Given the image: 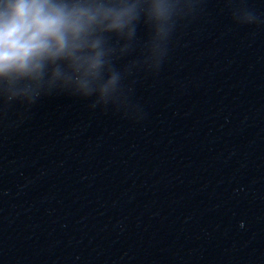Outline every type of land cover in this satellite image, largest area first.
I'll return each instance as SVG.
<instances>
[{
    "label": "clouds",
    "instance_id": "obj_1",
    "mask_svg": "<svg viewBox=\"0 0 264 264\" xmlns=\"http://www.w3.org/2000/svg\"><path fill=\"white\" fill-rule=\"evenodd\" d=\"M145 0H0V93L34 102L67 90L107 104L120 92L117 53L131 47ZM151 15L166 18L156 0ZM250 18L254 17L246 13ZM115 34L124 43H110Z\"/></svg>",
    "mask_w": 264,
    "mask_h": 264
}]
</instances>
